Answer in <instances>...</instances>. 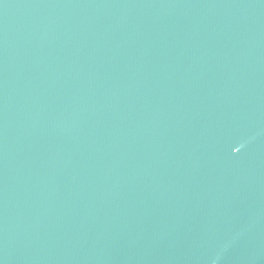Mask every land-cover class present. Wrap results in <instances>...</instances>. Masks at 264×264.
<instances>
[{
  "label": "water",
  "instance_id": "1",
  "mask_svg": "<svg viewBox=\"0 0 264 264\" xmlns=\"http://www.w3.org/2000/svg\"><path fill=\"white\" fill-rule=\"evenodd\" d=\"M0 264H264V0H0Z\"/></svg>",
  "mask_w": 264,
  "mask_h": 264
}]
</instances>
